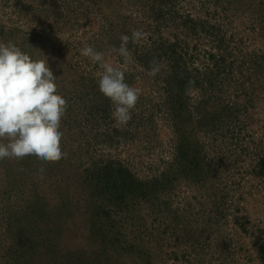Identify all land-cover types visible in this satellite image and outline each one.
I'll return each instance as SVG.
<instances>
[{
	"label": "rangeland",
	"instance_id": "374dc122",
	"mask_svg": "<svg viewBox=\"0 0 264 264\" xmlns=\"http://www.w3.org/2000/svg\"><path fill=\"white\" fill-rule=\"evenodd\" d=\"M133 30L118 125L81 50L123 69L109 49ZM8 41L48 58L67 157L0 161V264H264V0H0ZM98 207L107 242H78Z\"/></svg>",
	"mask_w": 264,
	"mask_h": 264
},
{
	"label": "clouds",
	"instance_id": "9594fccd",
	"mask_svg": "<svg viewBox=\"0 0 264 264\" xmlns=\"http://www.w3.org/2000/svg\"><path fill=\"white\" fill-rule=\"evenodd\" d=\"M147 33L133 30L131 36L121 34L119 47L110 51L123 58L125 67L105 60V53L85 46L81 54L104 69L98 85L100 92L115 106L112 117L118 125L132 119L141 90L125 82V72L131 65L128 44L138 43ZM149 76L161 71V64L150 61ZM57 78L48 65V58L33 60L17 43L0 42V161H22L34 156L41 163H55L67 157L62 151L61 120L66 114L67 100L57 94ZM194 85V80H189ZM22 170V169H21ZM45 169H38L44 173ZM43 179V176H40Z\"/></svg>",
	"mask_w": 264,
	"mask_h": 264
},
{
	"label": "trees",
	"instance_id": "16d2710c",
	"mask_svg": "<svg viewBox=\"0 0 264 264\" xmlns=\"http://www.w3.org/2000/svg\"><path fill=\"white\" fill-rule=\"evenodd\" d=\"M171 44H174V43H171ZM161 49H162V47L159 48V50H161ZM158 52L159 51H156L155 53H158ZM108 169H110V167H105L101 170H104L105 175H106V174H109ZM90 173H93V172H90ZM90 173H89V175H90ZM111 182L113 183L114 181L111 180ZM104 186L105 185H103L102 187H104ZM119 187H121V186H118L114 183L112 190L118 191ZM103 190L104 189L102 188V192H103ZM103 193L106 195L110 194V195H108L109 196L108 198H111V200H113L112 198L114 195H112V192L107 193V191H104ZM38 204H39V201H38ZM101 213H104V214H101ZM107 214H108V212H106V210L101 211V209L98 207V209H93L90 212L86 211L82 216L80 215V218H79L80 222L78 223V227L76 228L75 233L73 234L75 239H77L78 242H80V240L83 241L87 238L89 240H85V241H88V243L90 240H94L95 242L97 241V244H100L102 242L106 243L108 235L106 233H104L105 225H104V220H101V217L108 216ZM47 215L49 217V214H47ZM74 229H75V227H74ZM70 235H72V234H70ZM111 242H114V241H111ZM259 247H260L261 258L264 260V243L259 244ZM65 248L68 249V252L70 251L69 250L70 245L66 246ZM57 257H59V255H57Z\"/></svg>",
	"mask_w": 264,
	"mask_h": 264
}]
</instances>
